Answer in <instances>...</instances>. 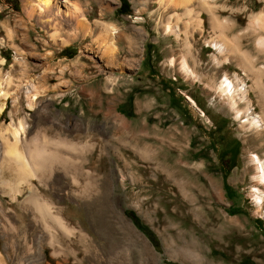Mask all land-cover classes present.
<instances>
[{
  "label": "rangeland",
  "instance_id": "1",
  "mask_svg": "<svg viewBox=\"0 0 264 264\" xmlns=\"http://www.w3.org/2000/svg\"><path fill=\"white\" fill-rule=\"evenodd\" d=\"M26 1L0 0V76L15 93L0 124L20 118L28 137L46 129L84 147H51L34 180L70 235L38 213L20 227L22 208L0 195L14 229L0 238L7 263L264 264V200L253 191L264 184L250 160L264 162V0H208L209 10L193 0L190 17L161 0H88L90 21L118 30L115 53L74 38L60 15H28ZM225 77L241 90L220 91Z\"/></svg>",
  "mask_w": 264,
  "mask_h": 264
},
{
  "label": "bare ground",
  "instance_id": "2",
  "mask_svg": "<svg viewBox=\"0 0 264 264\" xmlns=\"http://www.w3.org/2000/svg\"><path fill=\"white\" fill-rule=\"evenodd\" d=\"M87 1L88 0H84V1L82 0H35V1L27 0L26 4L25 3L24 4H25V8L27 10L26 12L28 13V15L33 16L34 14H36L42 22L51 23L55 20L56 16L58 15L70 21L71 24H73L72 28L74 30V33L72 35L74 38L78 37V35H81L84 38L90 37L92 38V42L96 44H101V43L110 44V46L112 47L113 42L116 40V37H118V30L113 25L99 23L96 20L94 22H91L87 14H85V9L83 8L84 5H87ZM103 1L109 2L110 0H103ZM161 1L163 3L164 1L165 3L172 2L171 4L172 5L174 4L175 6L181 5L185 9L182 15L183 16L188 15L189 17L191 16L193 9H191L189 6L192 4L193 0H161ZM175 6H172V7H175ZM200 6L202 9L209 10L210 3L208 2V0H200ZM95 28L98 31L95 30ZM165 29L176 32V29L173 30V28L167 24H165ZM53 36L56 37L55 35ZM220 42H223V41H220ZM225 44L227 43L225 42ZM227 45L229 46V44ZM214 46L217 51H220L221 43L215 42ZM227 49L229 51L234 50L232 46L227 47ZM113 50L115 53V48H113ZM183 63L185 67L186 64L184 61ZM225 80H228L227 84H224ZM225 80L222 81L220 84V89H221L220 91L226 92L229 90L228 87H230V90H232L233 92L234 91L239 92L241 90L240 88L237 87L238 84L236 85L232 84V82L226 77H225ZM11 81L12 79L9 76V74H7V77L5 78H2L0 76V119L3 114L4 109L6 108L7 98H9V96H12V95L15 96V93L10 92L8 89V87L11 85ZM28 92H30V90H28ZM32 92L33 93H31V98L35 99L37 97V90L35 89V86H34V91ZM250 122L253 123V125H255V128L261 125L260 119L256 116H252ZM257 130L259 131V128ZM46 132H47L46 129H41V137H40V140L38 141L37 134L31 135L29 137L26 136L25 128L23 126V121L20 118H18L17 121L13 120L9 124H5V122L0 124V195L7 194L10 197V199L13 200V202H15L17 206H20L22 208V210L17 209L19 211H22V215L19 216L20 227L29 228V223L31 221L29 220L30 222L28 223V221H26V218L30 217L29 219L33 220L36 213H38L42 218L43 217H45V219L46 217L52 218V220H54L59 225L62 231H64L63 234L66 233L70 235V233H72L73 231L75 232V230H73L74 227L72 225L68 226L69 223L68 225L65 224L63 222L64 219L63 220L61 219V217L58 215V212H56L57 213L56 214L51 211L50 204L46 201V199H43L45 197L43 196L42 198V195L38 194L37 187L34 183V180L40 179L41 175L47 170L50 163L55 159L56 154L55 152L52 151L53 149H51V147L64 146L74 151L78 148L82 149L84 147V144L80 142H76V141H71V142L67 141L65 139L60 138L58 135L51 137ZM250 160L251 162L254 163V166L256 169V174L254 175V179L256 183L264 184V162L256 154L250 155ZM67 165L70 171H72L71 176H73V178L77 179L80 182L81 187L84 185L86 186L87 181L91 180V178L87 179L88 175L86 174L85 171H83V164L77 163L76 161H73L70 158V163H68ZM253 191H255L254 195L256 199L262 202L264 200L263 191H261L260 188L256 186L253 188ZM19 194H22L21 199L18 198ZM2 210L4 209H1V206H0V211H1L0 212V238H11L14 235V229L5 219L4 214L6 210L4 212ZM60 215L62 214L60 213ZM44 227L48 229L47 226H44ZM31 257L34 258V256H31ZM31 257L29 256L28 258H31ZM28 263L30 262L28 261L27 264ZM0 264H8L7 260L1 255H0Z\"/></svg>",
  "mask_w": 264,
  "mask_h": 264
},
{
  "label": "trees",
  "instance_id": "3",
  "mask_svg": "<svg viewBox=\"0 0 264 264\" xmlns=\"http://www.w3.org/2000/svg\"><path fill=\"white\" fill-rule=\"evenodd\" d=\"M127 214L129 215V217L131 218V220L134 222V224L140 230H142L146 235H148L149 238H150L151 237V234H150L149 229L140 222V220L138 219V217L132 211H128Z\"/></svg>",
  "mask_w": 264,
  "mask_h": 264
}]
</instances>
